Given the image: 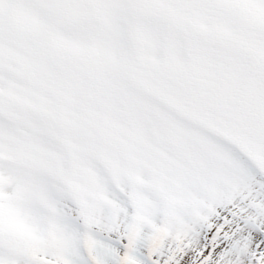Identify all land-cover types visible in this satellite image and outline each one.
<instances>
[{"label": "snow or ice", "instance_id": "1", "mask_svg": "<svg viewBox=\"0 0 264 264\" xmlns=\"http://www.w3.org/2000/svg\"><path fill=\"white\" fill-rule=\"evenodd\" d=\"M0 264H264V0H0Z\"/></svg>", "mask_w": 264, "mask_h": 264}]
</instances>
